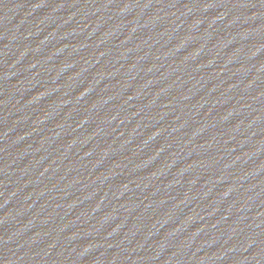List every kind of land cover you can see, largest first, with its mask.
Listing matches in <instances>:
<instances>
[{
	"label": "water",
	"instance_id": "1",
	"mask_svg": "<svg viewBox=\"0 0 264 264\" xmlns=\"http://www.w3.org/2000/svg\"><path fill=\"white\" fill-rule=\"evenodd\" d=\"M0 264H264V0H0Z\"/></svg>",
	"mask_w": 264,
	"mask_h": 264
}]
</instances>
